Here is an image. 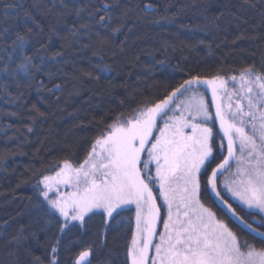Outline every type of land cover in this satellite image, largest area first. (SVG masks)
<instances>
[{"label":"snow or ice","instance_id":"6c2138e0","mask_svg":"<svg viewBox=\"0 0 264 264\" xmlns=\"http://www.w3.org/2000/svg\"><path fill=\"white\" fill-rule=\"evenodd\" d=\"M246 2L259 12L255 27L264 29V0L259 6L256 0ZM117 4L101 0L97 7L60 0L56 24L66 27L68 17L75 19L67 35L53 28L50 37L62 39V47L92 46L85 41L97 46L115 43L132 12L123 6L113 25L109 9ZM153 10L150 4L141 9ZM210 28L205 22L200 30ZM236 39L264 37L254 30ZM31 42L30 29L17 32L11 47L22 60L15 68H3L17 88L31 86L36 79L33 68L43 70V57L37 65L23 51ZM8 59L11 62L12 56ZM261 64L259 71L253 64L230 76L232 91L221 67L208 77L189 75L166 95L101 120L82 161L74 162L69 154L52 167L54 174L34 173L36 215L27 227L7 235L0 226V244L6 250L0 264H108L100 254L109 247L108 233L114 229L130 234L124 264H264V53ZM32 111L45 116L35 105ZM228 196L239 203V212ZM205 197L258 239L260 247L242 241L203 203ZM97 219L101 229L92 232L90 225ZM36 247L43 249L42 255H34Z\"/></svg>","mask_w":264,"mask_h":264},{"label":"trees","instance_id":"16d2710c","mask_svg":"<svg viewBox=\"0 0 264 264\" xmlns=\"http://www.w3.org/2000/svg\"><path fill=\"white\" fill-rule=\"evenodd\" d=\"M256 2L259 6V0ZM65 3L71 4L72 0ZM77 3L101 6V0ZM145 4L154 10L141 11ZM59 5L60 0H0V226L6 229L5 235L21 225L27 227L30 217L36 215V195L31 187L34 173L54 174L52 167L69 154L74 162L82 161L101 120H110L121 110L130 111L143 100L166 95L189 75L208 77L222 67L228 79L253 64L258 71L262 68L264 39H236L254 30L264 37V29L255 27L259 12L250 8L246 0H118L117 6L109 9L112 24L118 23L122 7L130 6L127 27L114 37L115 43L97 46L84 42L92 43L91 47H62V39L50 37L53 28L67 35L75 19L68 17L66 27L57 25L54 13L60 11ZM205 22L211 24L208 32L200 30ZM29 29L32 42L23 51L37 65L43 57V70L38 73L33 68L36 79L31 86L17 88L16 81L3 68H15L21 62L20 53L12 51V40L17 32L24 34ZM86 73H92L94 78ZM55 85H60V91H55ZM34 105L45 113L44 117L35 115ZM229 202L239 212L241 206L231 199ZM203 203L242 241L260 247L258 239L227 219L218 203L213 204L207 197ZM90 228L92 232L100 230L101 221H93ZM129 239L130 234L126 236L123 231H110L109 247L102 251L100 259H107L108 264H124ZM42 254L43 249H34V255ZM2 260H6V250L0 244Z\"/></svg>","mask_w":264,"mask_h":264},{"label":"rangeland","instance_id":"374dc122","mask_svg":"<svg viewBox=\"0 0 264 264\" xmlns=\"http://www.w3.org/2000/svg\"><path fill=\"white\" fill-rule=\"evenodd\" d=\"M236 87H237V88L239 87L238 82H237V84H236ZM232 88H233V82H232L230 79H228V89H229V91H232ZM189 95H191V94H189ZM206 97H207V99L210 101V99H211V94H210V92L206 93ZM224 102L227 103L226 100H225ZM212 110H213V112H214V108H213ZM217 127H218V125H217ZM225 143H226V141H225ZM234 170H235V168H234V166H233V171H234ZM227 176H228V173H225V174H224V177H227ZM224 177H222L221 179L223 180ZM64 190L68 191V190H70V189H64ZM225 195H227V194H225ZM228 198L231 199L232 201H234L236 204L239 205V203H238L237 201H235L234 199H232L230 196H228ZM239 206H240V205H239Z\"/></svg>","mask_w":264,"mask_h":264}]
</instances>
